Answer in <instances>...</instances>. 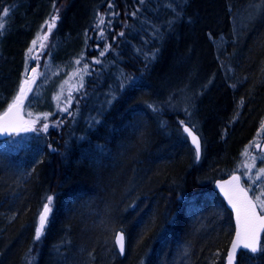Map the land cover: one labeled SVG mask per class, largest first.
<instances>
[{
  "label": "trees",
  "instance_id": "trees-1",
  "mask_svg": "<svg viewBox=\"0 0 264 264\" xmlns=\"http://www.w3.org/2000/svg\"><path fill=\"white\" fill-rule=\"evenodd\" d=\"M108 3L0 0V113L53 16L64 31L56 55L67 71L71 64L35 104V130L0 139V264H224L234 226L212 183L240 173L264 113V0ZM98 13L101 28L112 21L104 40ZM105 43L112 47L101 56ZM186 124L200 136L199 160ZM236 264H264V253L241 251Z\"/></svg>",
  "mask_w": 264,
  "mask_h": 264
},
{
  "label": "snow or ice",
  "instance_id": "snow-or-ice-1",
  "mask_svg": "<svg viewBox=\"0 0 264 264\" xmlns=\"http://www.w3.org/2000/svg\"><path fill=\"white\" fill-rule=\"evenodd\" d=\"M139 3L143 4L144 0H139ZM113 7L114 4L112 3V0H109L108 8L112 9ZM9 11H10L9 8H4L3 14L7 16ZM138 11L139 9L131 12L130 15L132 17H136ZM108 15L115 17L118 16L119 13L109 12ZM57 18L58 16L52 17L53 24L49 25V32L51 31V28L54 26V22ZM111 24L112 21L108 20L106 27L101 28V25H105V17L104 14L98 13L97 25H96V27L100 30L98 39L100 40L105 39L106 28H110ZM3 27L4 25L0 23V29H2ZM2 34H3L2 31H0V35ZM118 35L123 36L124 32L121 31L120 33H118ZM42 39L46 40L47 35H45ZM112 39L115 40L116 36L113 35ZM36 42H37L36 40H33L32 42L33 45H35ZM111 47H112L111 44L105 43L103 49L100 51V55L103 56L105 52L108 51ZM31 51L32 49H29V52ZM94 62L100 63V60L97 59ZM76 63L79 64L80 60H77ZM88 67H89L88 64H85L82 70L77 69V74H79L82 71L87 72ZM32 71L35 72L36 69L33 68ZM82 79L83 77L81 76L80 87H83ZM27 84L28 81L25 80L24 83L20 86L18 93L13 97L12 102L7 105L6 110L3 112L2 115H0V134L28 131L30 130L31 126L36 123V121L34 120L25 121L21 116L22 104L26 95V91H33L32 89L26 90L25 85ZM59 98H60L59 95H57L56 99L59 100ZM71 99H72V95L70 91L68 96L69 103L71 102ZM29 106H31V100H29ZM64 110L66 111L67 109ZM28 115L29 117H31L32 113L29 112ZM47 115H48L47 113L43 114L45 119L47 118ZM181 124H183V121H181ZM47 128H48V124L46 123L43 124V130H47ZM184 132H186L189 136L192 137V142L196 146L195 159L199 160L201 146L197 136L193 135L192 130L189 129L188 127H184ZM261 160L262 163H264V157H262ZM259 173H264V169L259 170L255 180H253L252 177L247 173H242V175H245L247 177L245 181L246 183L251 181V183H249V188L247 190L240 187L239 185V181L241 179L240 176H233L231 181L226 182L228 184H232L233 182H236L231 189L225 188L223 185H220L221 191L224 192V195L228 199V203L235 209L236 212L235 239L232 241L231 249L227 254V264H234V259L238 249H246L253 254L258 252L264 253V245L260 244V235L262 232H264V187H260V185L264 181H262V178L259 175ZM249 191L252 192L253 196L255 197V201H253L248 197ZM258 191L260 192V195H257ZM47 199H48V203L44 205L43 212L40 214L39 217L40 222H39V226L36 228L35 231L34 241H39L41 239L48 213L51 211L49 205L52 203L53 197L49 196ZM258 207L260 210L259 213L257 212ZM116 240L120 246L121 253H123L124 251L123 235L122 234L118 235Z\"/></svg>",
  "mask_w": 264,
  "mask_h": 264
},
{
  "label": "rangeland",
  "instance_id": "rangeland-1",
  "mask_svg": "<svg viewBox=\"0 0 264 264\" xmlns=\"http://www.w3.org/2000/svg\"><path fill=\"white\" fill-rule=\"evenodd\" d=\"M48 23L53 24V22L45 21L44 22L45 27L43 33L40 34L38 36L39 38L36 39L37 41L36 44L33 45L32 43L29 48L32 49L31 52H28V56H30L31 60L33 61V66L31 69L33 68L36 69L35 75L30 78L29 77L24 78L21 81L18 90L15 93V95L18 93L22 82L27 79L28 84L26 90L32 89L33 91H26V95L23 100L21 112H22V117L25 121L28 120L36 121L37 115L35 116V114L37 113L36 111L38 107L35 104H37L38 102L40 105L43 102V93L46 85L50 82L51 79L54 78L55 79L59 78L57 81H59L60 83L65 82L67 80V73L70 71V67H71V64H69L70 67L68 68L67 71L68 61H64L60 59L61 55H56L57 51L62 45L61 41L63 39V32H64L63 28L57 26L56 24H54V26L51 28V31L47 35V39L48 40L51 39V44H52L51 53H49L47 56L45 55L46 43L44 41L46 40L44 39L43 42H41V40L45 36L46 25ZM29 100H31V106H29ZM29 112L32 113L31 117H29L28 115ZM36 126H37V121L35 124L31 126L30 130L28 131H31ZM28 131H22V132H28ZM263 134H264V113L260 115L258 122L255 128L253 129V134H251V137L247 140L241 152L240 161L237 162L240 169L241 180L247 189L249 188V183H251V181L246 183L245 181L247 177L245 175H242V173H247L252 177L253 180H255L259 170L264 169V163H262L261 160V158L264 157V154H262L258 149L259 147L258 145L262 140ZM259 175L261 176L262 181H264V173H259ZM260 187H264V182H262ZM249 192L255 200V197L253 196L252 192L251 191ZM257 195H260L259 191L257 192Z\"/></svg>",
  "mask_w": 264,
  "mask_h": 264
},
{
  "label": "water",
  "instance_id": "water-1",
  "mask_svg": "<svg viewBox=\"0 0 264 264\" xmlns=\"http://www.w3.org/2000/svg\"><path fill=\"white\" fill-rule=\"evenodd\" d=\"M49 25H52V23H48V24L46 25L45 35H48V34H49ZM34 75H35V72H33L32 69H31V71H30V73L28 74L27 77L30 78V77H33ZM26 80H27V79H26ZM24 81H25V80H24ZM24 81L22 82V84L24 83ZM27 81H28V80H27ZM22 84H21V85H22ZM26 87H27V85H25V88H26ZM6 108H7V107H6ZM6 108L0 113V115L3 114V112L6 110ZM21 116H22V112H21ZM184 127H188L189 129H191L193 135L197 136V138H198V140H199V142H200V146H201V151H200V157H201L202 143H201L200 136L198 135V133H197V132H196L191 126H189V125L186 124V125H184V126L182 127V131H183V133H184V135L186 136V138H187V140H188L190 146L193 148L194 151H195L196 146H195V144H193V142H192V137L189 136L186 132H184ZM21 132H22V131H20V132H12V133H3V134H0V139H1V138H7V137H9V136H11V135L19 134V133H21ZM259 151H260L262 154H264V136H263V138H262V140H261V142H260V145H259ZM233 176H240V174H239L238 172H232V173H230L229 175H226V176H224V177H221V178H217V179H215V180L213 181V183H212V188H213L214 191L218 194V196L222 199V201H223L225 207L230 211V213H231V218H232V222H233V226H234V231H233L232 237H231V239H230V241H229V244H228V247H227V250H226V254H225V258H224V264H227V254H228V252H229L230 249H231L232 241L235 239V230H236V212H235V209H234V208L228 203V199H227V197L224 195V192L221 191L220 185H223L225 188L231 189V188L234 186V184H235L236 182H233L232 184H228V183H226V182L231 181ZM240 177H241V176H240ZM239 185H240V187H242V188H244L245 190H247V188L243 185L241 179H240V181H239ZM248 197H249L250 199H252L253 201H255L254 198L251 196L250 192H248ZM45 204H46V203H45ZM45 204H44V205H45ZM44 205H43V207H42V209H41V211H40V213H39V216H38V226H39V222H40V221H39V217H40V214L43 212ZM259 211H260L259 208H257V212H258V213H259ZM48 217H49V213H48V216H47V220H48ZM47 220H46V222H45V226H46ZM44 228H45V227H44ZM262 233H263V232H262ZM262 233H261V235H260V241H261ZM121 234H122L123 237H124V251H123V253H121V251H120V246H119V244L117 243V240H116L117 236H118V235H121ZM113 241H114L115 247H116L117 252L119 253L120 257H123L124 252H125V236H124V233H123L122 230L118 229V230L115 231V233H114V237H113ZM241 251H248V250H246V249H238V250H237V253H236V256H235V259H234V264H236L237 256H238V254H239ZM250 253H251V252H250Z\"/></svg>",
  "mask_w": 264,
  "mask_h": 264
}]
</instances>
